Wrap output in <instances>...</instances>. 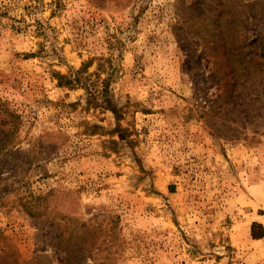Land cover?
I'll use <instances>...</instances> for the list:
<instances>
[{
    "label": "rangeland",
    "instance_id": "obj_1",
    "mask_svg": "<svg viewBox=\"0 0 264 264\" xmlns=\"http://www.w3.org/2000/svg\"><path fill=\"white\" fill-rule=\"evenodd\" d=\"M0 264H264V0H0Z\"/></svg>",
    "mask_w": 264,
    "mask_h": 264
},
{
    "label": "trees",
    "instance_id": "obj_2",
    "mask_svg": "<svg viewBox=\"0 0 264 264\" xmlns=\"http://www.w3.org/2000/svg\"><path fill=\"white\" fill-rule=\"evenodd\" d=\"M79 73H80V72H79ZM74 82H80V80L77 79V80H75ZM72 83H73V82H72ZM255 228H256V225L254 224L253 227H252V235H253V238H254V239H261V238H263V235H260V234H257V233H256Z\"/></svg>",
    "mask_w": 264,
    "mask_h": 264
}]
</instances>
